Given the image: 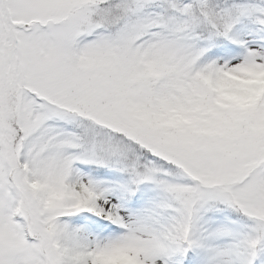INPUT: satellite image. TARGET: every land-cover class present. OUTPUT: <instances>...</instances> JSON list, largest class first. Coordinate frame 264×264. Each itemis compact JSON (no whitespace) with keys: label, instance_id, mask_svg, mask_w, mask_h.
Here are the masks:
<instances>
[{"label":"snow or ice","instance_id":"6c2138e0","mask_svg":"<svg viewBox=\"0 0 264 264\" xmlns=\"http://www.w3.org/2000/svg\"><path fill=\"white\" fill-rule=\"evenodd\" d=\"M0 264H264V0H0Z\"/></svg>","mask_w":264,"mask_h":264}]
</instances>
